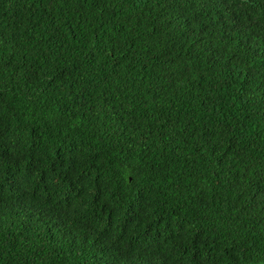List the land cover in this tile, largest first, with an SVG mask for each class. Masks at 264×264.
<instances>
[{"label": "trees", "instance_id": "1", "mask_svg": "<svg viewBox=\"0 0 264 264\" xmlns=\"http://www.w3.org/2000/svg\"><path fill=\"white\" fill-rule=\"evenodd\" d=\"M0 264H264V0H0Z\"/></svg>", "mask_w": 264, "mask_h": 264}]
</instances>
